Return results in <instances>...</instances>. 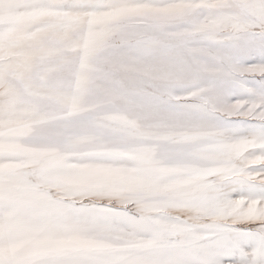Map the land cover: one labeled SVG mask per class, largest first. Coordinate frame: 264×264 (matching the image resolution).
<instances>
[{
  "label": "snow or ice",
  "instance_id": "6c2138e0",
  "mask_svg": "<svg viewBox=\"0 0 264 264\" xmlns=\"http://www.w3.org/2000/svg\"><path fill=\"white\" fill-rule=\"evenodd\" d=\"M0 264H264V0H0Z\"/></svg>",
  "mask_w": 264,
  "mask_h": 264
}]
</instances>
